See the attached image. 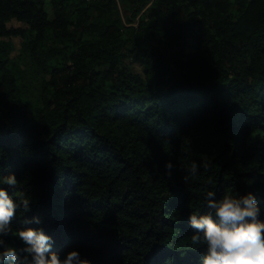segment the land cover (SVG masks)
Returning <instances> with one entry per match:
<instances>
[{"label":"trees","instance_id":"16d2710c","mask_svg":"<svg viewBox=\"0 0 264 264\" xmlns=\"http://www.w3.org/2000/svg\"><path fill=\"white\" fill-rule=\"evenodd\" d=\"M46 3L0 0V166L61 256L198 264L188 216L203 193L264 198V0Z\"/></svg>","mask_w":264,"mask_h":264},{"label":"clouds","instance_id":"9594fccd","mask_svg":"<svg viewBox=\"0 0 264 264\" xmlns=\"http://www.w3.org/2000/svg\"><path fill=\"white\" fill-rule=\"evenodd\" d=\"M201 166L202 162L191 161L185 179L197 175ZM176 169L173 160L165 161L167 177ZM203 201L206 211L188 216L191 245L201 250L198 264H264V198L253 191L221 196L208 189ZM32 212V201L22 191L16 173H5L0 166V264H92L79 248L61 256L55 250V239L43 227V217ZM17 219L22 227L15 226Z\"/></svg>","mask_w":264,"mask_h":264},{"label":"rangeland","instance_id":"374dc122","mask_svg":"<svg viewBox=\"0 0 264 264\" xmlns=\"http://www.w3.org/2000/svg\"><path fill=\"white\" fill-rule=\"evenodd\" d=\"M46 8L52 12L53 7L51 4V0H47L46 3ZM124 18L126 17V12H123ZM12 27H25L24 24L17 22V21H12L10 24ZM14 41L16 43L17 49H20V43L21 40L19 38H14ZM18 63L16 64V67L18 71L20 72L21 76L23 77V82L26 84L25 91L27 90L25 94V99L32 105L33 107H37L41 105V86L39 83L36 81V78H33L29 73V67L24 63L17 61ZM140 70V69H139Z\"/></svg>","mask_w":264,"mask_h":264}]
</instances>
